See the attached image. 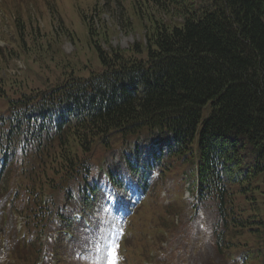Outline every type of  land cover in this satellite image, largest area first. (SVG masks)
I'll use <instances>...</instances> for the list:
<instances>
[{
	"label": "trees",
	"instance_id": "trees-1",
	"mask_svg": "<svg viewBox=\"0 0 264 264\" xmlns=\"http://www.w3.org/2000/svg\"><path fill=\"white\" fill-rule=\"evenodd\" d=\"M39 1L44 13L50 2ZM83 1L94 8L81 17L94 39L92 20L102 13L93 15L95 0ZM98 2L123 9L117 22L135 24L144 43L107 53L94 42L100 72L58 81L46 100L24 95L18 76H0V98L9 101L0 113V209L16 214L0 264H52L39 260L40 238L18 246L16 220L28 218L36 234L66 228L71 239L79 218L70 217L91 210L100 188L96 172L137 203L125 264H264V212L246 215L241 202L258 205L257 197L235 191L247 194L264 179V0ZM47 54L60 80L70 60ZM174 172L190 183L189 200L175 203L164 186ZM69 189L74 203L62 199ZM152 215L160 226L150 229ZM78 240L58 241L60 252ZM64 259L52 261L70 264Z\"/></svg>",
	"mask_w": 264,
	"mask_h": 264
},
{
	"label": "rangeland",
	"instance_id": "rangeland-1",
	"mask_svg": "<svg viewBox=\"0 0 264 264\" xmlns=\"http://www.w3.org/2000/svg\"><path fill=\"white\" fill-rule=\"evenodd\" d=\"M50 7L45 10L43 15L37 18L36 10L40 6L39 0H0L1 6L9 13L5 14L10 19V24L7 28H2L3 13L0 11V76L5 78L7 76H18L19 80L17 85L25 91L31 89H47L40 95L49 94L54 87L57 79L58 71L53 69L48 59L50 54L48 51L54 52L57 55L55 58H65L70 60L71 68L65 72L66 76L70 77L72 74L75 77L88 76L91 69L98 71L101 69V62L98 51L95 49L94 42H98L104 52H112L116 50H129L138 42L144 43L145 33L141 30H135L137 26L131 24V28H127L125 24L117 22L118 14L121 10L117 4L118 9H105L104 2L99 3L98 0L93 2L98 4L100 9L93 12V15H101L93 19L94 39L89 32V28L86 23H83L81 17H85V14L91 15L92 9L86 10L87 7L83 0H78V5L74 0H49ZM0 6V9H2ZM29 7L31 12V18L28 21L31 24L30 28H27L24 41L20 46L16 38V28L13 22L17 21L21 15H24V9ZM91 6L88 5V8ZM85 9L82 11L81 9ZM104 8V9H102ZM60 11V12H59ZM127 13L131 12L126 10ZM49 13V15H48ZM126 20V16L124 18ZM179 21L176 17H170V20ZM167 21V18L162 19ZM28 21L22 19L19 21L20 25ZM96 28L97 30H94ZM32 30V32H31ZM24 42L26 45H24ZM2 59V61H1ZM88 66V67H86ZM85 67V68H84ZM90 67V68H89ZM12 80V78H11ZM15 81V80H14ZM16 82V81H15ZM17 83V82H16ZM38 95L30 96L35 98ZM48 98L45 95L43 99ZM9 101L7 98H0V113L6 115L8 113ZM173 177H168L164 183V186L170 189L173 200L175 203L180 201V197L186 193L187 187L190 183H185L186 180L182 178V174H172ZM240 185L235 186L236 194L239 198L247 199V197H257L258 205L251 201L240 204L246 210V215L256 212H264V179L260 178L253 183L252 188L247 194L240 193ZM183 190V193L181 191ZM162 196V195H161ZM165 196V195H163ZM174 206L178 207V204ZM153 212L163 211L161 207L155 208ZM154 216V215H152ZM97 221L94 223V230L88 235L83 244L82 249L75 252L72 256L69 254V250L65 248L64 256L68 257L70 264H80L85 262L87 264H110V255L113 247L115 249V259L120 260L123 257L126 259V263L131 261V254L121 252V244H119V232L116 228L114 221V213L108 205H105L103 209L96 212ZM155 217V216H154ZM180 219H175V225H180ZM150 229L160 226V222L157 221V217L151 223H147ZM4 224L0 226V230H3ZM146 236L148 233H144ZM131 241V237H128L123 245L124 251L130 252L128 243ZM230 246L229 243L226 244ZM161 249L167 248V243L159 245ZM63 254V253H62ZM144 259V258H142Z\"/></svg>",
	"mask_w": 264,
	"mask_h": 264
},
{
	"label": "snow or ice",
	"instance_id": "snow-or-ice-1",
	"mask_svg": "<svg viewBox=\"0 0 264 264\" xmlns=\"http://www.w3.org/2000/svg\"><path fill=\"white\" fill-rule=\"evenodd\" d=\"M111 259H110V264H116V260H115V249L113 247L112 251L109 253Z\"/></svg>",
	"mask_w": 264,
	"mask_h": 264
}]
</instances>
